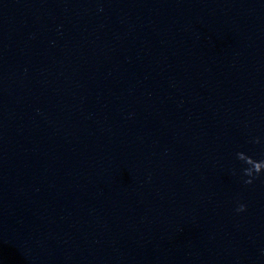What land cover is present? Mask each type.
<instances>
[{"label":"clouds","instance_id":"clouds-1","mask_svg":"<svg viewBox=\"0 0 264 264\" xmlns=\"http://www.w3.org/2000/svg\"><path fill=\"white\" fill-rule=\"evenodd\" d=\"M250 142L260 144L261 139L254 137ZM236 158L244 165L240 171L245 185H252L261 174H264V159L256 160L242 151L236 153ZM246 210L247 205L243 203H238L235 209L237 213L245 212Z\"/></svg>","mask_w":264,"mask_h":264}]
</instances>
